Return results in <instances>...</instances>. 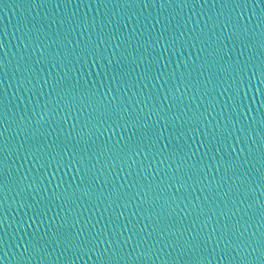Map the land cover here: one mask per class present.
<instances>
[{
    "label": "water",
    "instance_id": "95a60500",
    "mask_svg": "<svg viewBox=\"0 0 264 264\" xmlns=\"http://www.w3.org/2000/svg\"><path fill=\"white\" fill-rule=\"evenodd\" d=\"M0 264H264V0H0Z\"/></svg>",
    "mask_w": 264,
    "mask_h": 264
}]
</instances>
